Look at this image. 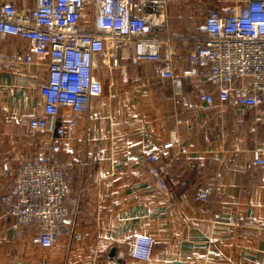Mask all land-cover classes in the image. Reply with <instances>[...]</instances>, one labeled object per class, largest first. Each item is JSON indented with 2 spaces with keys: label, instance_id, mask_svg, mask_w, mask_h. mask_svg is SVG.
Wrapping results in <instances>:
<instances>
[{
  "label": "crops",
  "instance_id": "obj_1",
  "mask_svg": "<svg viewBox=\"0 0 264 264\" xmlns=\"http://www.w3.org/2000/svg\"><path fill=\"white\" fill-rule=\"evenodd\" d=\"M23 11L35 0H8ZM99 0H85L90 14ZM170 32L182 38L176 54L185 62L197 30L190 14L168 0ZM183 11V16L181 12ZM197 31V32H196ZM26 40L0 35V51L19 54ZM122 67L97 69L101 95L86 112L62 109L60 122L76 127L64 139L58 159L72 170L63 207L78 237L60 234L49 248L32 243L37 225L15 227L0 208V264H264V165L254 164L252 149L264 142V117L254 108L207 106L197 100L202 79L184 83L176 93L158 71L159 63L121 58ZM47 66L0 61V163L19 152L33 159L45 137L23 135L37 115L39 87ZM157 160L152 146L168 142ZM166 190L156 184L158 176ZM0 179V191L10 185ZM198 187H208L197 202ZM153 239L150 259L128 254L133 236Z\"/></svg>",
  "mask_w": 264,
  "mask_h": 264
},
{
  "label": "built area",
  "instance_id": "obj_2",
  "mask_svg": "<svg viewBox=\"0 0 264 264\" xmlns=\"http://www.w3.org/2000/svg\"><path fill=\"white\" fill-rule=\"evenodd\" d=\"M85 0H35L29 11L0 0V35L26 40L29 48L19 54L0 51V61L47 66V78L39 87L37 115L31 117L23 135L45 137L46 147L33 159L19 152L0 163V179L10 185L0 191V208L15 227L37 225L32 243L51 247L60 234L78 237L63 202L71 189V167L58 159L74 119L59 121L62 109L86 112L91 98L101 95L102 80L95 70L122 67L121 58L159 63L158 71L181 93L184 83L202 79L209 88L197 90V100L207 106L229 105L254 108L264 117V0H242L239 4L209 9L203 35L194 36L181 65L177 43L182 38L170 32L168 0H99L90 14ZM162 148L152 146L149 160L155 162ZM252 161L264 165V142L252 149ZM151 172L158 176L157 170ZM156 184L162 190L161 177ZM208 187H198L193 198L206 202ZM153 239L133 236L128 254L150 259ZM106 264H119L110 259Z\"/></svg>",
  "mask_w": 264,
  "mask_h": 264
},
{
  "label": "rangeland",
  "instance_id": "obj_3",
  "mask_svg": "<svg viewBox=\"0 0 264 264\" xmlns=\"http://www.w3.org/2000/svg\"><path fill=\"white\" fill-rule=\"evenodd\" d=\"M178 4L180 9L191 8L190 17L194 21L197 30L203 26V21L209 9L217 8L223 5L239 4L242 0H172ZM183 16V11L181 12ZM197 32V31H196Z\"/></svg>",
  "mask_w": 264,
  "mask_h": 264
},
{
  "label": "trees",
  "instance_id": "obj_4",
  "mask_svg": "<svg viewBox=\"0 0 264 264\" xmlns=\"http://www.w3.org/2000/svg\"><path fill=\"white\" fill-rule=\"evenodd\" d=\"M198 35H203V32L201 34H197L196 36H198Z\"/></svg>",
  "mask_w": 264,
  "mask_h": 264
}]
</instances>
